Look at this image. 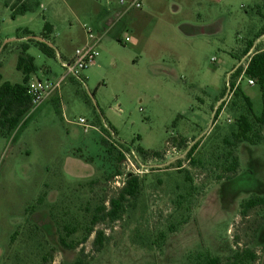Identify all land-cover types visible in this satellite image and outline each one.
<instances>
[{
	"label": "rangeland",
	"instance_id": "rangeland-1",
	"mask_svg": "<svg viewBox=\"0 0 264 264\" xmlns=\"http://www.w3.org/2000/svg\"><path fill=\"white\" fill-rule=\"evenodd\" d=\"M15 1L0 0V72L3 82L13 84L22 82L16 66L28 42L24 31L39 37L48 21L41 8L14 20ZM50 1L61 8L60 0ZM87 2L110 9L111 16L124 11L119 0ZM141 5L107 27L100 16L64 9L53 18L54 57L30 45L38 69L32 78L57 82L65 75L62 62L81 47L83 26L101 38L96 65L83 72V81L68 79L15 131L4 136L0 130V264H73L82 250L90 264H201L208 254L228 258L246 248L257 253L254 264H264V210L240 216L242 201L264 197V129L255 146L223 144L247 113L242 100L226 95L234 71L264 50V36L257 38L264 0ZM249 39L255 43L245 56ZM248 81L242 75L236 84L260 117L262 92ZM217 91L222 93L214 101ZM128 148L161 156L145 159ZM120 153L127 156L122 161ZM230 153L240 169L226 181ZM130 176L140 179L139 195L119 220L95 227L106 242L94 253L91 220L98 208H110ZM60 238L76 249L63 248Z\"/></svg>",
	"mask_w": 264,
	"mask_h": 264
},
{
	"label": "trees",
	"instance_id": "trees-1",
	"mask_svg": "<svg viewBox=\"0 0 264 264\" xmlns=\"http://www.w3.org/2000/svg\"><path fill=\"white\" fill-rule=\"evenodd\" d=\"M20 0L12 7L14 15L24 14L28 11L26 4H19ZM255 12V11H253ZM247 16L251 15L252 12L246 11ZM264 21V17L262 18ZM52 27L49 24L44 26V31L42 37L45 40H49L48 36L51 34ZM24 35L31 37V33L24 31ZM264 36V23L263 27L257 35V38ZM255 41L252 39L248 41L246 49L244 50V55H248L250 50L254 47ZM30 45H34L39 51L49 58L54 57L53 48L39 43L34 40H28L22 46V55L18 58L17 61V70L22 73L23 79L21 83L13 84L8 81L3 82V75L0 72V130L1 133L6 136L11 134L19 126L23 118L32 110L31 99L27 94V84L32 76L37 72V67L35 65V59L28 55L27 52L30 49ZM1 69V64H0ZM247 76L249 79L255 80L256 85H258L262 92V101H263V110L260 117L254 115L253 105L239 85L236 84V81L242 76ZM229 91L230 96L235 100H242L247 109L246 114H242L237 119L236 131L232 132L231 138H226L223 140V144L228 148L238 149L242 144H250L255 146L263 141L261 136V130L264 129V50L256 52L250 59V62L244 71L242 68H238L230 77L229 82ZM236 104V103H235ZM225 104H221L216 110L214 116V123L218 121L221 111L223 110ZM111 129V128H109ZM255 129H258L256 132ZM112 130V129H111ZM103 132L107 133V130L103 128ZM183 143L186 141L182 139ZM103 143H108V140L104 139ZM124 146L123 144H120ZM200 143L194 144L187 153V157L191 158L197 149L199 148ZM113 149H117L116 146L112 145ZM130 150V148H128ZM137 155L142 158H148L151 155L154 158H159L161 156L158 152L146 151L142 148H139L136 151ZM232 159V164L225 168V171L231 173L230 176H227L226 181L232 180L240 169V160L237 155L230 153ZM120 161L124 159V155L120 153ZM195 165V164H194ZM187 180L191 181L188 177ZM219 181H222L223 178H219ZM141 189V182L137 176H130L117 199H112L109 203L110 208L102 206L98 208L96 214L91 220V228L88 232V237L95 235L93 241V252L100 253L103 251L106 242V235L104 231L98 230L95 231V227L102 222H116L122 216L125 211V205L130 200H136ZM264 210V197L253 195L249 199L242 201L240 204V216L242 219H246L249 214L256 210ZM161 237L165 238L163 234ZM60 243L63 248L74 250L76 246L68 245L63 238H60ZM258 260L257 253L254 250L248 248L238 251L231 257L221 258L218 256L206 255L202 259L201 264H254ZM73 264H90L88 256L85 254V251L82 250L79 259H77Z\"/></svg>",
	"mask_w": 264,
	"mask_h": 264
},
{
	"label": "built area",
	"instance_id": "built-area-1",
	"mask_svg": "<svg viewBox=\"0 0 264 264\" xmlns=\"http://www.w3.org/2000/svg\"><path fill=\"white\" fill-rule=\"evenodd\" d=\"M119 2L120 5L124 7V11L121 15H118V18L123 17V15H126L133 9L139 10L142 7L141 0H119ZM83 30L86 36V43L75 51L71 60L62 62V68L65 70L64 76H62L57 82L42 81L35 78L29 80L27 84V94L31 99L32 109L41 106L47 101L52 100L56 95H59L62 85L68 79L83 81V72L96 65V61L99 57L98 46L101 38L100 36L95 35L86 25L83 26ZM129 41L130 39L127 38L126 42ZM252 56L248 59V63L244 65V71L246 70ZM212 62L214 63L215 60L213 59ZM248 84L254 86L256 85V81L249 79ZM79 125L85 129L89 128L83 119H80ZM130 151L131 154L137 156L136 151L131 149ZM124 156L127 157L126 154H124Z\"/></svg>",
	"mask_w": 264,
	"mask_h": 264
},
{
	"label": "crops",
	"instance_id": "crops-1",
	"mask_svg": "<svg viewBox=\"0 0 264 264\" xmlns=\"http://www.w3.org/2000/svg\"><path fill=\"white\" fill-rule=\"evenodd\" d=\"M19 0H16L15 3L12 5V7L18 2ZM62 2V5H61V8H54L53 7V4H51V1L50 0H20V3L19 4H26L27 7H28V11L24 14H20V15H14L13 14V9L11 7V10H12V17L13 19H17L18 17H23V16H26L27 14L29 13H32L34 12L36 9L38 8H41L43 10V12H46L48 14L47 16V23L46 24H49L51 27H52V31H51V34L48 36L49 40H45L43 37H42V34H43V31H44V28H43V31L42 33H40L39 37H42L45 41L47 42H51L52 40V36H53V32H54V25H53V18L55 16H58L62 10H66L68 13L71 12L72 15L74 16H77L79 13L81 14H92V15H97L98 17L100 16L103 23H104V26L107 27V26H110L112 23H113V20L115 18L118 17V15L121 13V12H118L116 11L114 13V15H110V9L107 8V10L103 7L101 8L98 4H91V3H86V0H78L79 4L77 7H73V5H71V3L68 1V0H60ZM47 3V4H45ZM109 4H111V1L108 2ZM247 15V14H246ZM249 17V16H248ZM45 18V17H44ZM45 24V25H46ZM44 25V26H45ZM27 31V30H26ZM30 32L32 35L31 36H34V34L31 32V31H28ZM199 32H201L202 34H206L207 32V29L206 28H200L199 29ZM29 37H27V40H28ZM86 43V36L85 38L82 40V44H81V47ZM34 47V46H30V49ZM36 48V47H35ZM80 48V47H79ZM77 48V49H79ZM29 49V50H30ZM38 49V48H37ZM76 49V50H77ZM39 50V49H38ZM75 50V51H76ZM75 53V52H74ZM74 53L71 57V59L73 58L74 56ZM28 54V52H27ZM29 55V54H28ZM71 59H68V60H71ZM23 79V77H22ZM240 83V82H239ZM240 86V84H239ZM222 92H219L217 91L216 93H212L213 97L215 98L214 101H216L218 98H220V95H221ZM53 100V99H52ZM220 102L217 103V105L219 104ZM221 117V116H220ZM219 117V118H220ZM184 138V137H183ZM187 139V138H185Z\"/></svg>",
	"mask_w": 264,
	"mask_h": 264
},
{
	"label": "water",
	"instance_id": "water-1",
	"mask_svg": "<svg viewBox=\"0 0 264 264\" xmlns=\"http://www.w3.org/2000/svg\"><path fill=\"white\" fill-rule=\"evenodd\" d=\"M28 40H34V41H37V42H39V43H43V44H46V45L52 47V44L49 43V42H47V41H45L42 37L31 36V37L28 38ZM229 95H230V91H228V93H227V95H226V98H228ZM214 116H215V115H214Z\"/></svg>",
	"mask_w": 264,
	"mask_h": 264
}]
</instances>
